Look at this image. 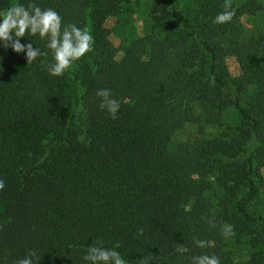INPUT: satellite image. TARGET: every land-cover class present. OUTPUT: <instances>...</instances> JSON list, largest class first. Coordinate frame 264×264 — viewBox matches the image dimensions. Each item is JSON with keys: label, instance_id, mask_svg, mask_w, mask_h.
I'll return each mask as SVG.
<instances>
[{"label": "trees", "instance_id": "obj_1", "mask_svg": "<svg viewBox=\"0 0 264 264\" xmlns=\"http://www.w3.org/2000/svg\"><path fill=\"white\" fill-rule=\"evenodd\" d=\"M129 1L35 0L91 23L92 51L60 77L40 63L50 57L28 63L0 47V264L29 250L34 264H85L97 240L118 241L126 264L201 253L264 264V33L242 22L264 16V0H142L143 34L115 59L104 22ZM21 2L0 0V11ZM225 3L235 15L213 24ZM31 40L46 50L39 37L21 43ZM101 88L121 101L115 119L99 108ZM228 109L237 124L225 123ZM186 124L197 136L174 141ZM210 126L220 131L206 136Z\"/></svg>", "mask_w": 264, "mask_h": 264}, {"label": "clouds", "instance_id": "obj_2", "mask_svg": "<svg viewBox=\"0 0 264 264\" xmlns=\"http://www.w3.org/2000/svg\"><path fill=\"white\" fill-rule=\"evenodd\" d=\"M235 15L234 9L227 3L224 10L218 12L213 18V24H226ZM39 37L45 43V51L33 47V41L21 43V38ZM94 38L85 27H79L76 23H66L63 17L55 9L41 8L35 0H25L16 3L6 10L0 11V47L20 54L24 53L28 63L36 61L38 57H50L41 60L50 77L62 76L75 62L79 61L86 53L92 51ZM100 98L99 108L106 111L112 119H115L121 107V101L113 98L111 89L101 88L96 92ZM4 181L0 180V190L4 188ZM209 224L215 226L210 220ZM143 229L138 230V235ZM232 234L231 226L222 228V235L227 238ZM196 248L205 249L209 242L203 239L193 238ZM120 244L117 241L112 247L105 246L101 240L91 243L82 260L85 264H126L121 253L117 251ZM177 254L184 255L189 248L183 244H176ZM36 253L29 250L25 257L18 259L16 264H34ZM190 264H220V259L215 254L201 253L188 257ZM143 264H149L145 259Z\"/></svg>", "mask_w": 264, "mask_h": 264}, {"label": "rangeland", "instance_id": "obj_3", "mask_svg": "<svg viewBox=\"0 0 264 264\" xmlns=\"http://www.w3.org/2000/svg\"><path fill=\"white\" fill-rule=\"evenodd\" d=\"M142 0H130L123 6L122 13L115 17H110L105 20L104 25L107 33V38L111 42V51L115 59H119L126 51L129 43L135 37L143 34V19L145 11L142 7ZM242 22L245 31L248 34L264 33V16L256 15L254 17H244ZM91 33V23L86 22V27ZM227 67L231 76H238L240 71L238 64L233 57H227ZM224 120L226 124H237V114L234 110L228 109L224 111ZM220 131L217 127H206V136H214ZM198 129L196 126L186 124L183 128L178 129L174 136V141H183L192 139L197 136ZM250 211L249 206H247ZM4 213L3 207L0 205V216ZM244 252L246 251L243 249Z\"/></svg>", "mask_w": 264, "mask_h": 264}]
</instances>
